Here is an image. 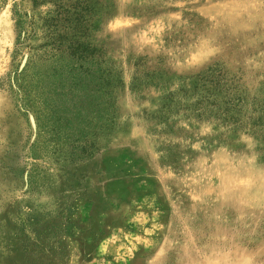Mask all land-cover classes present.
I'll return each mask as SVG.
<instances>
[{"label": "rangeland", "instance_id": "374dc122", "mask_svg": "<svg viewBox=\"0 0 264 264\" xmlns=\"http://www.w3.org/2000/svg\"><path fill=\"white\" fill-rule=\"evenodd\" d=\"M50 32L110 71L87 146L40 135L63 86ZM34 60L35 111L0 87V264H264V113L234 123L199 84L219 70L264 108V0H0V80ZM68 91L65 108L89 94Z\"/></svg>", "mask_w": 264, "mask_h": 264}, {"label": "trees", "instance_id": "16d2710c", "mask_svg": "<svg viewBox=\"0 0 264 264\" xmlns=\"http://www.w3.org/2000/svg\"><path fill=\"white\" fill-rule=\"evenodd\" d=\"M14 17L18 32L16 52H19L23 47L25 39H28V33L26 32V22L17 9L14 11ZM48 28L52 31L51 24L48 25ZM52 33L50 32V35H48L50 41L48 44L50 47V59L64 65L62 67L64 69L63 72L57 74V76L63 77L61 81L63 86L60 90H55L57 99L61 97L60 104H57V99L51 100V105H55V107L52 106L50 108L47 106L46 109L43 108L42 111L38 110V112H35L40 117L38 123L40 135L46 134L48 136L46 140L50 144L69 140L68 138L73 135L77 143H83L84 146H87L89 139L95 134L97 129H107L112 122L114 105L109 90L111 84L110 71L108 69H101L98 72L95 69H91L89 64L85 66L84 63L87 59L85 49L76 46L74 42H70L67 36L59 32L56 34ZM34 66L35 60L27 64L25 69L16 70L14 73L7 75L3 80H0V87L12 92L15 98L18 99L19 111L23 113L30 108L35 111L36 105L40 102L39 93L44 80L39 74L29 75V70ZM69 84H72L75 88L81 86L85 88V94L87 92L89 94L73 104L72 108H65V98L69 94V91L67 92ZM199 84L204 91H211V94L222 92L226 94L228 99L224 102V113L228 118H234L240 113L244 114L245 107L248 110L250 107L255 115L251 126L254 128L262 126L260 123L264 108L258 106L257 101L249 105L250 101L238 94V88L237 92H235L236 88L221 77L219 70L210 69L207 72V76L200 80ZM20 101L22 102L19 106ZM85 101L89 105V108L84 107ZM238 121H240V118H238ZM238 121L234 118V123ZM260 136L264 139V136ZM83 151H85L84 148ZM42 235L45 237L44 234Z\"/></svg>", "mask_w": 264, "mask_h": 264}]
</instances>
